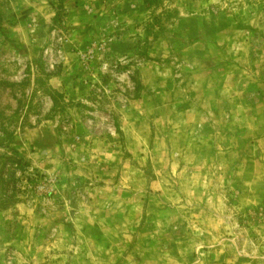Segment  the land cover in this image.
<instances>
[{
    "label": "rangeland",
    "instance_id": "obj_1",
    "mask_svg": "<svg viewBox=\"0 0 264 264\" xmlns=\"http://www.w3.org/2000/svg\"><path fill=\"white\" fill-rule=\"evenodd\" d=\"M2 164L0 264H264V0H0Z\"/></svg>",
    "mask_w": 264,
    "mask_h": 264
},
{
    "label": "trees",
    "instance_id": "obj_2",
    "mask_svg": "<svg viewBox=\"0 0 264 264\" xmlns=\"http://www.w3.org/2000/svg\"><path fill=\"white\" fill-rule=\"evenodd\" d=\"M40 65V64H39ZM39 68L41 69V67L39 66ZM56 94V96L57 97H59L60 95L59 94H57V92H55ZM51 100H52V103L54 104L55 102H56V98L54 97V95H53V97L51 96ZM6 172L4 171V166H3V164H2V166L0 167V189H2V191L3 192H5L6 191V188H7V186H8V183L9 182H7L6 180H5V177H4V174H5Z\"/></svg>",
    "mask_w": 264,
    "mask_h": 264
}]
</instances>
